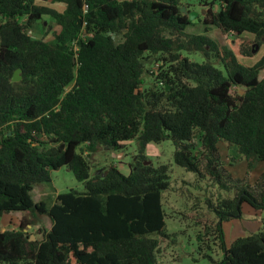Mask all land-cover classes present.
Segmentation results:
<instances>
[{
	"label": "trees",
	"instance_id": "obj_1",
	"mask_svg": "<svg viewBox=\"0 0 264 264\" xmlns=\"http://www.w3.org/2000/svg\"><path fill=\"white\" fill-rule=\"evenodd\" d=\"M215 3L219 11H207L206 26L263 45L264 0ZM181 7L179 0H0V217L23 212L50 221L35 241L24 217L17 229L0 230V264H157L167 238L169 167L146 164V148L167 140L173 163L203 176L198 140L204 174L234 194L213 208L222 257L202 256L210 264H264V230L229 246L222 230L244 204L264 211V52L243 66L207 27L187 33L193 22ZM43 17L53 22L44 20L49 40L31 33ZM151 61L158 68L147 83ZM16 69L21 79L12 82ZM132 141L126 173L114 162L92 173L98 148L117 154ZM221 144L231 162H245L244 175L263 164L253 186L226 174ZM61 167L83 191L58 193L50 206L34 202L32 189Z\"/></svg>",
	"mask_w": 264,
	"mask_h": 264
},
{
	"label": "rangeland",
	"instance_id": "obj_2",
	"mask_svg": "<svg viewBox=\"0 0 264 264\" xmlns=\"http://www.w3.org/2000/svg\"><path fill=\"white\" fill-rule=\"evenodd\" d=\"M213 0H179L181 6L186 11L196 14L193 18V25L186 28V32L190 34H203L204 28L207 27V35L217 42L224 44L226 48L233 52L239 59V63L243 66H253L258 62L264 52L263 45H256L254 37L248 34H224L213 26H206L203 23L207 17V11H219V4L211 5ZM37 2V0H36ZM52 27L53 22L48 17L35 23L31 33L34 38H51V33L46 28V22ZM54 31L58 32L59 28L54 27ZM116 42L120 41L119 37H114ZM251 50L250 56L240 54L243 50ZM184 57H188L191 61L202 62L203 56L199 53L183 52ZM157 69L158 65L155 61H151L148 66V72L145 75V81L151 83L153 77L150 71ZM158 71V70H157ZM20 75V73H19ZM196 160L200 164V172L203 176H197L187 172L183 168L173 163L174 146L171 141L167 140L160 144L148 145L146 154L148 161L154 167L159 165H167L169 167V189L163 194V209L165 213V232L167 238H161L159 241V251L157 254V264H210L202 255L211 256L214 260L222 257V251L219 248V239L213 234V229L217 221L213 208L217 203L224 199L233 197V192L222 188L214 180H210L203 172V164L205 161L201 157V147L198 140L195 142ZM226 151V150H223ZM136 153L135 142H129L126 147L119 153H112L103 148L90 156V164L92 173L110 165L119 164L123 172H127L128 165L133 162V155ZM229 153L222 155V165L227 173H230L231 157ZM114 154V155H113ZM120 155L118 157L117 155ZM234 158H237L235 152H232ZM244 162V161H239ZM238 162V163H239ZM237 164V163H236ZM235 165V163H233ZM256 167V166H255ZM202 169V170H201ZM237 166H234L233 172H238ZM233 180L239 179L242 185L253 186L257 179L254 171H250L247 175L238 177L231 175ZM241 183H238L240 185ZM230 185V184H229ZM231 186V185H230ZM69 190L83 191V185L77 181L72 173L66 167H61L51 171L49 183L35 186L31 191V197L34 202H45L50 206L54 197L58 193H64ZM211 205L212 208H209ZM24 217L31 222L32 226L27 227L25 231L36 239L41 238V230L46 231L50 227V221L45 215H33L31 213L14 212L0 217V230H14L19 227L20 219ZM3 230V231H4ZM224 243L229 246L233 240L238 237L247 236L259 230H264V211H256L244 204L241 209V217L231 219L222 224ZM201 247L200 251L198 250Z\"/></svg>",
	"mask_w": 264,
	"mask_h": 264
},
{
	"label": "crops",
	"instance_id": "obj_3",
	"mask_svg": "<svg viewBox=\"0 0 264 264\" xmlns=\"http://www.w3.org/2000/svg\"><path fill=\"white\" fill-rule=\"evenodd\" d=\"M147 148H148V146H147ZM220 150H221V161H222V155L227 154L229 151L226 149L224 144L220 145ZM223 150H226V151H223ZM120 155H122V154H119L117 156L120 157ZM237 165H238V168H240V170L238 169V172L240 171L242 173L241 175L239 173H237L236 171H235V174H234L233 170H231V169H233L234 166H237ZM230 168H231L230 169L231 175H233V176L237 175L238 177H241L243 174H245L246 164H245V162H239V163H237L235 165H231ZM262 170H263V164H261V163L257 164L256 167L253 169L254 175L256 176V178L262 172ZM27 227H30V226H27ZM4 229L2 228L1 231H3Z\"/></svg>",
	"mask_w": 264,
	"mask_h": 264
},
{
	"label": "water",
	"instance_id": "obj_4",
	"mask_svg": "<svg viewBox=\"0 0 264 264\" xmlns=\"http://www.w3.org/2000/svg\"><path fill=\"white\" fill-rule=\"evenodd\" d=\"M180 11H181V13H183V14H185V15H188V19H189L190 21H192L193 18L196 17V14H194V13H192V12L187 13V11H186V9H185L184 6L181 7ZM252 51H253V50H252ZM19 73H20V69H16V70L13 72V75H12V78H11L12 82H18V81L21 79ZM166 89H167V87H166ZM99 173H100V170H97V171H96V174H99ZM105 175H106V171L103 172V176H105ZM33 240H34V237H33L32 235H30L29 241H33Z\"/></svg>",
	"mask_w": 264,
	"mask_h": 264
},
{
	"label": "built area",
	"instance_id": "obj_5",
	"mask_svg": "<svg viewBox=\"0 0 264 264\" xmlns=\"http://www.w3.org/2000/svg\"><path fill=\"white\" fill-rule=\"evenodd\" d=\"M86 8H87V6H86V5H84V10H86Z\"/></svg>",
	"mask_w": 264,
	"mask_h": 264
}]
</instances>
